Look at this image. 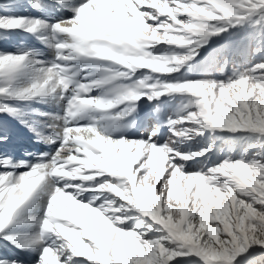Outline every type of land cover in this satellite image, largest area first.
Returning <instances> with one entry per match:
<instances>
[{"label": "snow or ice", "instance_id": "6c2138e0", "mask_svg": "<svg viewBox=\"0 0 264 264\" xmlns=\"http://www.w3.org/2000/svg\"><path fill=\"white\" fill-rule=\"evenodd\" d=\"M27 3L40 15L23 0H0V43L23 35L42 46L0 47V114L58 147L35 162L16 160L0 134V264H25L7 245L31 264L264 257V59L231 74L225 64L220 78L175 75L194 70L211 37L264 27V0ZM162 98L178 99L176 111L138 128L142 104L159 114ZM12 101L54 103L62 114L38 113L48 117L39 127ZM206 132L243 146L216 160L213 145L182 148Z\"/></svg>", "mask_w": 264, "mask_h": 264}, {"label": "rangeland", "instance_id": "374dc122", "mask_svg": "<svg viewBox=\"0 0 264 264\" xmlns=\"http://www.w3.org/2000/svg\"><path fill=\"white\" fill-rule=\"evenodd\" d=\"M41 4L45 3V0H40ZM52 109L48 108L49 112L54 113L53 108H55L56 106L54 104H51ZM21 134V133H19ZM19 145L21 146V142L19 143ZM20 154L23 153V155H25V153H28L29 158L31 159L32 162H35L37 157L39 156V154L37 152H35L34 150H32L31 145H27L25 149H20Z\"/></svg>", "mask_w": 264, "mask_h": 264}, {"label": "trees", "instance_id": "16d2710c", "mask_svg": "<svg viewBox=\"0 0 264 264\" xmlns=\"http://www.w3.org/2000/svg\"><path fill=\"white\" fill-rule=\"evenodd\" d=\"M23 3H24V6L25 7H28V10H30V13L32 14H37V12L33 11L29 6H28V3H27V0H23ZM21 12H23V9H21ZM13 40L14 42L12 43H9L8 46L9 47H12L13 46V43H19L20 41L22 40H26L28 44H30V38L29 37H26V36H22V37H18V36H15L13 37ZM0 124H2V122H0ZM1 243V242H0ZM4 244V243H3ZM7 249H9L8 247L5 249V252H7Z\"/></svg>", "mask_w": 264, "mask_h": 264}, {"label": "bare ground", "instance_id": "6f19581e", "mask_svg": "<svg viewBox=\"0 0 264 264\" xmlns=\"http://www.w3.org/2000/svg\"><path fill=\"white\" fill-rule=\"evenodd\" d=\"M239 152V149L235 148V153H238Z\"/></svg>", "mask_w": 264, "mask_h": 264}]
</instances>
